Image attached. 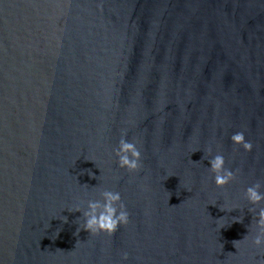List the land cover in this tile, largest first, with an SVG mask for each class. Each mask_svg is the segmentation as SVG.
Instances as JSON below:
<instances>
[{"label":"water","instance_id":"1","mask_svg":"<svg viewBox=\"0 0 264 264\" xmlns=\"http://www.w3.org/2000/svg\"><path fill=\"white\" fill-rule=\"evenodd\" d=\"M122 131L135 172L116 163ZM209 147L236 173L222 188ZM256 182L264 0H0V264H255ZM104 189L128 223L77 233L66 207Z\"/></svg>","mask_w":264,"mask_h":264},{"label":"clouds","instance_id":"2","mask_svg":"<svg viewBox=\"0 0 264 264\" xmlns=\"http://www.w3.org/2000/svg\"><path fill=\"white\" fill-rule=\"evenodd\" d=\"M230 140L235 145H240L245 152L252 150V142L245 139L243 132L237 131L230 136ZM195 151V150H193ZM212 149L209 147L206 150L207 154H211ZM116 163L119 168L125 169L128 172H135L141 167V151L137 147L135 139L129 141L125 139V133L122 131L121 137L117 146L113 149ZM225 158L222 154L217 153L210 155L209 158V171L213 174V182L216 187L222 188L235 178V171L226 168ZM238 171V170H237ZM89 175L93 174L89 172ZM260 183L256 182L244 189V196L253 205H260L264 201V192L260 191ZM187 191L190 189L186 188ZM99 199H88L86 201H79L69 207H66L68 212H80L83 216V223L78 224L76 232L81 229L86 230L90 235L98 233H105L109 236L113 235L118 227L126 225L129 221V212L121 199L119 191L114 190H100ZM169 199V198H168ZM215 204V203H213ZM222 206L221 210L231 211L232 208ZM251 211V209H250ZM62 221L66 222V216L59 217ZM233 221H239V217H233ZM218 224L223 226V217L217 219ZM255 235L251 237V244L256 248L264 246V206L259 207L256 212L255 219ZM249 239V234H245L242 239L233 241L237 249L241 241ZM222 247V246H221ZM128 253H122V260H127ZM255 264H264V255H257Z\"/></svg>","mask_w":264,"mask_h":264}]
</instances>
